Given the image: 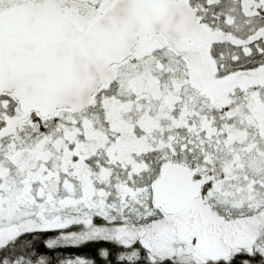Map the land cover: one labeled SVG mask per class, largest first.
Returning a JSON list of instances; mask_svg holds the SVG:
<instances>
[{"label": "snow or ice", "instance_id": "snow-or-ice-1", "mask_svg": "<svg viewBox=\"0 0 264 264\" xmlns=\"http://www.w3.org/2000/svg\"><path fill=\"white\" fill-rule=\"evenodd\" d=\"M0 264H264V0H0Z\"/></svg>", "mask_w": 264, "mask_h": 264}]
</instances>
